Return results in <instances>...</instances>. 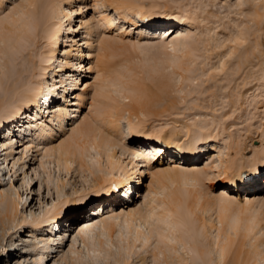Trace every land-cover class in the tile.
Returning a JSON list of instances; mask_svg holds the SVG:
<instances>
[{
  "label": "rangeland",
  "instance_id": "obj_1",
  "mask_svg": "<svg viewBox=\"0 0 264 264\" xmlns=\"http://www.w3.org/2000/svg\"><path fill=\"white\" fill-rule=\"evenodd\" d=\"M142 1L141 5L145 4L146 7L154 5L153 10H147L145 16L149 20L142 22L138 16L132 14L129 15L128 19L122 18L113 7H108L109 5L103 0L70 1L74 8L81 9V11L78 12L80 14L74 15L71 26H65V33L63 32V37L61 36L60 45L57 48L56 58L58 60L55 66H59L60 62L64 63L65 60L70 64L62 71H57L59 74L56 73V76L53 75L54 79L59 81L62 74L66 82L57 89V96L52 101L51 106L55 105L67 110L70 118L67 116L63 126L78 119L80 113L87 112L90 102L88 97L86 96L83 102L78 105L75 96L82 93L86 84L97 83L98 80H93L94 78L97 79V76L101 74L104 75L100 69L103 64L99 63L96 56L98 52L96 48L99 46L101 49L104 44L109 43L113 46L128 47V49L133 44L148 48L158 47L159 50H154L155 58L149 55V59L146 56L148 60L143 57L140 58L137 52H129V54L125 53V55L109 58L107 56L111 52L106 51L105 53L104 62L113 63L120 68H118L120 75L122 73V76H126L124 77L125 80L123 79L126 86L122 85L124 84L123 81L122 83L115 81L119 94L116 93L113 82L107 89L109 91L108 97L116 101V106L118 105V110H120L118 112L122 118L117 121L120 129L125 130L128 123L132 122L135 124L142 123L145 134L146 132L148 134L151 129L162 130L158 141L166 138L164 140L172 146L163 148L166 150L163 151L165 153L159 155L157 159H150L149 166L152 168L156 166L165 168L170 165L177 167V169H201L206 163H209V159L216 158L215 151L206 150L210 149L211 145L219 147L222 160L234 159L242 166L237 185L228 183L224 185L222 178L216 177L215 165L217 163L213 162L208 164V167L203 168V176L198 182L187 180L188 182L183 183L180 188L174 189L173 187V190H182L181 187L184 186L183 191L180 190L184 196L193 195L192 197H195L196 195L197 197L200 194L201 198L206 196L208 199L218 198L221 195L231 202V209L240 214L234 212L237 214V218L239 216V220L245 216L247 218L249 209L254 207L252 209L256 210L259 206L254 201L264 199V161L259 160L264 156V153L260 157H257L256 154L264 143L260 137L264 130V0H153V4L146 0ZM0 2V25L19 30L25 24V33L32 35L31 38L21 39V42L18 41V45L16 44L14 48L10 49L7 40L0 34V101L14 102L11 96L12 90L16 91L29 83L52 82L51 71L47 75H41L42 71L40 70L43 68L40 60L44 57L43 55H46L48 49V43L43 37L44 26L40 25L38 28L28 26L27 28L28 12L34 11V14H38L44 10V1L41 0L39 4L30 7V9L27 6L29 0H0ZM105 13L108 14L109 23L102 20V15ZM184 15L193 19L191 29L183 27L184 25L188 26L183 21ZM87 19H91L89 24L93 28L95 36L93 34V36H89L90 33H87V29L80 27L81 22ZM55 22L56 20H53L51 23ZM182 27L185 31L182 32V38L177 40V51H175L166 43L170 42L171 39L173 40L176 37L175 31ZM140 29L148 32H146L147 37L137 39L136 33ZM167 29L174 31L169 37L166 36L171 31H165ZM67 34L74 41H67ZM85 41H91V47L83 44ZM185 43L189 46L187 51L183 50L185 46L182 45ZM145 44L146 46H144ZM70 45L74 46L69 47ZM162 45L166 48H162ZM70 49L69 55L64 53L65 50ZM182 50L183 52H181ZM165 53L166 56H164ZM160 56L163 60L168 59V61L174 60L175 62L176 58L180 56L178 60H182V68L178 70L176 67L172 68L168 65L166 67ZM89 67L91 68L88 69ZM117 67H115L116 72ZM165 67L166 69L162 71V68ZM152 69L153 72L151 73ZM160 81L165 82L166 85L161 84ZM71 84L72 86H70ZM66 86H70L68 88L72 91L69 97L65 96L68 91ZM123 86L126 89H128L127 87L139 86L140 89H145L146 94L137 100L131 93V98L122 100ZM256 86L262 87V90L254 91ZM147 102L152 104L153 108L151 107V109L154 112L148 113L146 111L147 113L143 112L145 116H142L139 112L144 111L143 108ZM25 109L23 112L26 114L23 113L21 118L31 113L34 107ZM161 109H164L165 112ZM90 113L86 116L89 121L93 119V115ZM29 120L17 118L4 124L6 127L4 125L0 127V144L5 145L4 148L0 146L2 174H6L5 177L9 178L10 170L16 172V175L11 178V184L6 179L1 185L2 187L0 186V194L15 195L19 192L26 201V204L20 207V212L13 221L14 223L10 222L8 226L6 225L8 228L19 224L26 217L31 219V217L36 216L41 222H44L42 226L37 228L29 225L21 231L13 229L11 236L5 235L4 224L0 223V247L7 246V250L9 249L7 255H0V264H126L127 262V264H178L182 262L201 264L194 258L190 249L186 248L187 246L184 245V248L179 243L174 242L170 229L166 226L160 229L162 235L167 238L166 244L163 245L165 256L157 253L158 248L153 240L144 246L143 241L151 228H158L154 217L149 224L143 222L140 224L136 221L138 224L133 222V225L130 226L122 218L123 216L121 219H119L120 216H114L113 218L117 217L119 221L112 218L108 222L116 224V228H121V231L117 229L119 236L116 235L117 237L108 240L107 235L101 231L103 225L108 222H99L102 224L97 223L92 229L86 230L82 235L79 234L70 250V238L75 233L72 230L77 229V227L73 228L74 225L82 218L85 219L93 214L91 210L96 206L112 205L114 209L118 208V210L123 206L125 209L127 205L129 208L138 206L146 213L154 208V214H159L165 208V205L161 206L159 202L162 199V203L164 197L167 196L164 193L167 189L170 190L167 191L168 193L174 191L170 186L171 188L167 187L161 195V190L157 191L156 185L150 184L149 172L152 169L147 170L146 167L148 166L139 164L142 165L145 173L140 179L131 182L132 194L129 195L128 199H121L119 196L124 194L125 189H119V191L117 189L112 194L113 196L103 193L97 198L92 191L96 179L107 175V164L110 161L127 164L131 158L133 163L141 160L139 156L135 157L134 155L140 154L144 146H149L150 143L155 144L154 137H145L146 135L141 134L136 139L125 141L124 147L120 148L121 144L118 143L102 154H99L96 148L90 147L82 158L84 168H80L78 163L73 164L72 162H68L67 165L61 162L59 165L55 157L56 154L52 152H47L43 156L39 155L41 147L57 145L63 128L60 130L56 121L49 123L47 132L53 134L52 138H47L38 144V140L33 139L30 136L31 133L27 131ZM15 121L20 125L23 124V121L26 123L24 125H26L27 136H25L26 139L24 138L22 147H15L11 150L6 148L9 138L3 137L5 136L3 130L14 127ZM96 124L102 133H108L109 128L104 122L97 121ZM68 128L69 126H66L65 129ZM170 133L173 134L171 138L167 136ZM194 133L202 136L203 141L200 142V145L196 144L195 156L193 155V157L192 155L188 156V152L185 150L190 146L186 139ZM192 145L194 147V144ZM23 147H27L26 151L28 150L25 151V155L19 152ZM181 151H184L186 155ZM130 156L132 157L130 158ZM128 163L130 164V161ZM243 175L251 178V180L244 182ZM146 191L150 193H146ZM146 194L147 196H145ZM153 194L155 195L153 196ZM204 197L203 199L206 198ZM78 198L86 199V203L82 207H71L69 204ZM153 198L155 204L152 203ZM142 202L144 204L141 207ZM66 203L69 206L64 205ZM201 203L203 205V202ZM149 205H153V207ZM59 208H61L63 216L57 224L58 226L45 222ZM127 210L128 208L125 209V211ZM199 211H197L199 213L198 218L201 217V219H206V222L212 223L213 226L216 225V216L213 211L208 213H204V210L203 213ZM258 217H261L259 218L261 221L255 219L253 229L248 230L240 226L238 230H224V237L226 236L229 244L222 239L220 230L217 231L216 226L207 229V241L205 240L204 244L206 247L210 246L212 264H221L219 247L226 245L229 251V260H236L240 264H264V213ZM53 229L57 233L64 230L62 232L63 246L59 249L53 246L52 252L49 253L50 257L47 259V255H44V247L48 243L46 242L48 234H52L50 232ZM135 230L142 232L143 235L129 250L128 244L131 245L132 241L134 242ZM185 236H188V232ZM20 242L21 247L19 246ZM98 242L102 243L103 252L96 250L95 246L98 245ZM66 243L65 249L61 252ZM14 248L17 249L12 252L11 250ZM20 248L24 250L21 251ZM109 252L110 254H108ZM154 253L157 259L152 258ZM41 257H43L42 260H40Z\"/></svg>",
  "mask_w": 264,
  "mask_h": 264
},
{
  "label": "bare ground",
  "instance_id": "obj_2",
  "mask_svg": "<svg viewBox=\"0 0 264 264\" xmlns=\"http://www.w3.org/2000/svg\"><path fill=\"white\" fill-rule=\"evenodd\" d=\"M40 1L41 0H29V2H27V6L30 9V7H35L37 4H39ZM43 1H44V3H43L44 4L43 5L44 10L38 12V14H36V13L34 14V11L28 12L29 21L27 20V28H28V26H30L31 28H38L40 25L44 26L43 37L46 39V41L48 43V49H47L46 55H43L44 57L41 58V60H40V63L42 64V66L44 68V69L42 68L40 70L42 71L41 75H45V74L47 75L48 72L51 71L50 73H52L51 74L52 82L49 83L48 81L47 82L44 81V82H40V83H36V84L29 83V84L23 85L21 88H19L16 91L12 90L11 96L13 97L12 101H14V102H11V101L3 102L2 100L0 101V113L2 112V115L0 116V127L4 124L10 122V121L17 119V118L30 119L27 123L28 124V128H27L28 130L27 131H29L31 133L30 136L33 139L36 138L38 140V144H40L42 141L47 140V138H52L53 134L48 133L47 129L49 128L48 127L49 123L56 121V123L60 127V130L63 128L61 138H59L60 140L58 141L57 145H55V146L41 147V149L39 150L40 151L39 155L43 156V154H45L47 152L48 153L52 152V153L56 154L55 157L57 158L56 160L59 163V165L61 164V162H63L66 165L68 164V162H72L73 164L78 163V166L80 168H84L83 163H82V161H83L82 158H83L85 152H87L86 150H88V148H90V147L96 148V150H98L99 154H102V153H105L106 151L110 150L114 146H116L118 143L121 144L120 148L122 146L124 147L125 141H128L130 139H136L141 134H143L144 136L146 135L145 137H150V136L154 137L153 139L155 140V144L150 143L149 146H144V148H142L143 150H142V152H140V154L137 153L138 151L136 153L134 152L135 154H138V155H134V156L135 157L139 156V158H141V160L135 161V163H133V161L131 160L132 159L131 157L133 156L132 155V156H130L131 159H129L130 164L128 163L129 161H127V164L126 163L122 164L118 161L117 162L110 161L107 164V167H108V170H107L108 172L106 173L107 175L105 177L96 179L95 187L93 188V191H92L95 193L94 195L97 198L100 197L103 193H105L106 195H109V194L112 195L114 192L117 191V189H118V191H119V189H123V190L125 189L124 194L119 195V196L121 199H128L129 195L131 196V194H132L131 193L132 189L130 186L131 182H133L135 179H140V177H142V175L145 173L144 170L142 169L143 164H144L143 166H148V167H146L147 170L152 169V171L150 170V172H149L150 177H151V179L149 180L150 184L153 183L154 185H156L155 186L156 190L157 191L161 190V193H162L161 195H163L162 191H164L167 187L172 186V191H174L173 187H174V189H178V188H180V186L183 183H186L187 180L188 181L191 180L193 182H198L201 179V177L203 176V172H204L203 168L208 167V164H212L213 162L217 163V165H215V167L217 169L216 170L217 171L216 177L222 178V180L224 181L223 182L224 185H227V183L237 185V181L240 180L238 176H241L240 171L242 170L241 169L242 166L240 163H237L236 161H234V159L233 160L232 159L231 160H228V159L222 160L221 150L219 147L212 146L210 144L211 148L208 150L205 149L206 151H212V152L215 151L216 152V158L215 159H213V158L209 159V163L208 164L206 163L201 169H195V170L177 169V167L176 168L174 166L171 167L170 165L166 166L165 168H161V167H157V166L152 168L151 166H149L150 165V159H152V160L157 159V157L159 155L161 156L160 153L165 151V150H163V146L168 147L169 145H171L169 142L164 140L166 138L160 139L158 141L159 135L162 133V130L155 131L154 129L150 128L151 130L149 131V133L147 134V132H146V134H145L142 123H136L135 124V123L130 122V120H129L130 123H128V126L125 130L120 129V126L117 123V121L120 118H122L119 116L120 110H118V105L116 106V101L112 100L108 97L109 91L107 89L109 88V85H111V82H113V84L115 85V90L117 91L118 86H116L117 83L115 84V81L122 83L124 77H126V76H124V75L122 76V73L120 75V73H119L120 68L115 66L113 63H108L106 61L104 62L103 58L106 56L105 53H106V51H109L113 55L112 56L110 54L107 56V58L117 57V56H121L123 54L125 55V53L129 54V52H133V53L137 52V54L140 55V58L141 57L146 58V56L148 57L149 55L150 56L152 55V57H154V55H153V54H155L154 50L158 49V47L155 48L156 46L152 47V48H148V47L134 46V44H133L132 47L131 46L129 47L131 49V51H130V49H128L127 46H126L127 48H125V47H119L117 45L113 46L112 44L106 43V45L104 44L101 47V49H100V46L98 48H96L97 49L96 51H98L97 55H96L97 60H99V63L103 64L100 69H101V72L104 73V75L101 74V75L97 76V79L94 78L93 80H98L97 83L86 84L82 93L75 96L77 98V101H78L77 104L78 105H80V103L83 102V100L86 98V96L88 97L90 102L88 103L87 112H84L82 114L80 113V116L78 117V119L73 120L71 124L66 125V126H69V128L65 129L66 126H63V124L65 123L67 116L69 117V115L67 114V110L64 108H63L64 109L63 110L59 106H57V107L55 105L51 106L50 104H53L52 101L57 96V93H56L57 89L61 88L62 85L66 82V80L63 79L62 74L60 76L59 81L55 80L53 75L58 73L57 71H62L65 67H69L70 63L65 60L64 63L60 62L59 66L58 65L55 66V63L58 60V58H56V52H57V48L60 45L61 36L63 35V32L65 33V30H66L65 26L66 27L71 26L74 15L80 14L78 12H80L81 9L74 8L72 6L73 3L71 4V2H70L71 0H43ZM103 1L109 5L108 7H110V6L113 7L116 10L115 12H118L122 16V18L128 19L129 15L132 14V15L138 16L140 18L141 22L149 20L148 18L145 17L147 15V10H153V8H154V5H150L149 7H146L145 4L141 5L143 2L142 0H103ZM146 1H149L150 3L153 2V0H146ZM0 6H1V2H0ZM105 14H107V13H105ZM105 14L102 15V20L109 23L108 14L107 15H105ZM183 18H182L183 21L186 22V24H188V26L184 25L183 27H188L189 29H191L190 27L193 25V21H192L193 19L190 16L186 17V15H184ZM53 20H56V22L51 23ZM90 20L91 19H87L85 21L83 20L80 24V27L84 28L85 30L87 29V31H88L87 33H90L89 36H91L94 33V30H92L93 28H91L90 24H89ZM67 22H68V24L66 25ZM150 23H151V21H150ZM24 25H22L21 28L19 27L20 28L19 30L10 29L11 27L9 28V26L5 27L3 25H0V34L3 35V38L7 40L8 47L10 49L14 48L16 44L18 45V41H20L21 39L29 38V37L31 38V36H32L31 34L28 35L25 33L26 30L24 31V29H25L26 25L25 26ZM12 26H13V24H12ZM183 27L180 30L175 31L176 37L173 40L171 39L170 42L166 43V45L170 46V48H173V50H175V51H177L176 50V47L178 44L177 40H180V38H182V32L184 30ZM186 30H187V28H186ZM165 31L168 32V31H171V29H167ZM146 32L147 31H145V30L143 31L142 29L137 31V33H136L137 39H142L143 37L145 38V36L147 37L148 32L147 33ZM173 33H174V31H171L169 36H171ZM240 34L242 35V33H240ZM68 36L69 35L67 34V37H66L67 41L68 40H70V42L74 41L73 39H70ZM236 40H239V39H236ZM24 41H25V39H24ZM70 42H67V43L70 44ZM83 44H85L87 47H91V41H85ZM107 44H109V45H107ZM163 45H162V48H166V46H163ZM71 46H74V45H70L69 47H71ZM144 46H146V44ZM182 46H185V49L183 48L184 51H187L189 49V46L187 43L183 44ZM160 49H161V47H160ZM183 50L181 52H183ZM70 52H71V49L64 51L65 54H68ZM157 54H159V53H157ZM83 55H81V56H83ZM130 55H131V53H130ZM164 56H166V53ZM160 58H162V56H160ZM178 58H180V56L176 58L177 59L176 62L174 60L168 61V59L163 60V58H162V62L166 64V67L168 65V66H171L172 68L176 67V69L179 70L182 68L183 62H182V60L181 61L178 60ZM148 59H149V57H148ZM147 60H145V61H147ZM150 65H151V63H150ZM115 67H117V72L115 71ZM166 67L162 68V71L164 69H166ZM90 68L91 67H89L88 69H90ZM153 69H152L151 73L153 72ZM148 71H150L149 68H148ZM154 72H155V69H154ZM160 82H161V84L166 85L165 82H163V81H160ZM123 83H124V81H123ZM58 84H60V85H58ZM122 85L126 86L125 83ZM70 86H72V84ZM70 86H68V87L70 88ZM127 88L128 89H126L124 86L122 87V92H123L122 96H121L122 100L123 99L127 100V99L131 98V96H132L131 93H133V95L136 97L137 100H139L141 97H144L146 94L145 89L142 90L139 88V86L138 87L137 86L136 87H127ZM255 90L258 92V90H262V87L256 86L254 91ZM89 91H90V93H89ZM87 92H88V94H87ZM13 93H15V94H13ZM116 93L119 94L118 91ZM8 100H9V98H8ZM31 106L34 107V109L36 110L35 113H34V109H32L31 113H28V115L24 116V118L23 117L21 118V115L24 113L23 112L24 109L31 107ZM9 107H10V109L7 110ZM43 107H45V108L43 109ZM151 107H152V104L147 102L145 104V108H143L144 111H140L139 113L142 116H145L143 114V112H146V111L148 113H151L152 111L154 112V110H152ZM51 109H53V111H51ZM161 110H163V112H165L164 109H161ZM89 112H91L93 115L92 116L93 119L91 121L86 119V116ZM163 112H161V113H163ZM33 113H34V117H33L34 120L31 121V117H32ZM24 114H26V113H24ZM144 119H146V118H144ZM97 121L102 122V123L104 122L107 125V127L109 128V131L107 130L108 133L104 134L98 129V127L96 126ZM15 123H16V121H15ZM22 123H23L22 125L16 123V125H14V127H11V128L7 127L8 129L3 130L5 132L4 133L5 136H3V137H7V139L9 138V140H8L9 143H6L7 144L6 148L8 147L11 150H13V148H15V147L16 148L22 147V145L26 139L25 136H27V134H26L27 131L25 128L26 125H24L26 123L24 121ZM50 125H52V124H50ZM1 131H2V129H1ZM197 131H199V130H197ZM13 132L17 134L16 137L14 136ZM188 134H189V131H188ZM172 135L173 134L170 133V135H167V136H169L171 138ZM17 137H19L18 142L16 141ZM201 137L198 133H194L191 136H189L188 139H186V142L190 143V146L187 149L185 148L186 149L185 151L188 152V156L189 155L195 156L196 144L200 145V142L203 141V138H201ZM260 137L264 141V130H263V133L260 135ZM13 139H15V140H13ZM10 140H13V141H10ZM14 141H15V145H12L14 143ZM192 144H194V147ZM0 146H1V148L2 147L4 148L5 145L0 144ZM118 147H119V145H118ZM26 148L27 147H25V148L23 147V149H21L19 152L25 155V153L28 151V150L26 151ZM128 150H130V149H128ZM11 152H13V151H11ZM16 152H17V150H16ZM126 152H127V150H126ZM181 152H183L186 155V153L184 151H181ZM134 153H132V154H134ZM263 153H264V143L260 147L259 151L256 152L257 157H260V155H263ZM21 158H23V157H21ZM259 160L264 161V156H262V158ZM139 164H142V165H139ZM2 172L3 171L0 168V186L3 185V183L5 182L6 179H8V181H9L8 183L11 184V178H12V176L16 175V172H11V170H10L8 173L9 178H6L5 177L6 174H2ZM138 181H140V180H138ZM7 184H4V185H7ZM140 184H141V182H140ZM147 186H146V188H147ZM181 188L184 189L185 187L182 186ZM183 189L182 190L180 189V190L183 191ZM168 190L169 189H167L166 193H164L165 195L167 194V196L164 197L163 202L161 203L162 199L159 201L161 206L165 205V208L161 207L163 209H162V212H160L159 214H157V213L154 214V212H153L154 208H153V210L151 209L152 211L149 210L146 213L142 210V208H138V206L136 208H129V205H127L125 207V209L128 208L127 211H125V209H123L124 206L120 207L119 210H118V208L114 209L112 205L96 206L95 208H93L91 210V213L93 212V214H90V216L85 218V219L82 218V220H79L74 225L73 228L77 227V229L72 230V232H75V233L72 236V238H70V248L69 249L71 250L73 248L74 243L76 241L75 239L79 236V234L82 235L86 230L92 229V227L95 224H97V223L100 224L99 222H104V223L108 222V220L109 219L111 220L114 216H120L119 219H121V217L123 216L122 218L130 226L133 225V222L137 223L136 221H138L140 224L142 222L149 224L150 220L152 221V218L154 217L156 220V224L158 225V228H155V227L151 228L149 234L146 235L145 240L143 241L144 246L148 245L153 240L155 242L156 247L158 248L157 253L164 255L165 254V248L163 245L166 244L167 238L162 235V233L160 232V229L162 227L166 226V227H169L170 233L173 236L174 242L179 243L184 248H185V246H187L186 248L190 249L194 258L197 261H199L201 264H212V262L210 260V251H209L210 246H208L209 247V249H208V247H206L204 244L207 241L206 235H207V229L208 228H214L216 226L215 228H217V231L220 230L222 232L221 233L219 231V233L222 236L220 234L219 235L221 237H223L222 239L224 241H226V243H228L226 236L224 237L225 234H223L224 230H226V231L227 230H229V231L230 230H238L240 228V226H243V228L245 227V229H248V230L253 229L252 227L255 224V219H258V221H261V220H259V218H261V217H258V215L264 213V205H263L264 199L263 198L260 201H257V200L254 201L255 203H257L259 205L256 210L252 209V208H254V207H252L248 211L247 218H245L246 217L245 216L242 218V220H241V218L239 220V216L237 218L238 213L233 211L230 207L231 202L228 199H225L224 197H222L221 195H219L220 196V197H218L219 199L218 198H213V199L209 198L208 199L206 196H205L206 198L204 196H202V198H201L200 194L197 195V197H196V195H195V197H192L193 195L192 196L191 195L190 196L189 195L184 196V194H182L180 192V190H176V191L170 192V193L167 192ZM147 191H146V193H150ZM155 194H153V196ZM190 194H191V192H190ZM145 196H147V194ZM150 197H151V195H150ZM203 197L205 199H203ZM154 198L152 200L153 202L151 201L153 204H155ZM143 202L141 204V207L144 204ZM201 202H203V205ZM85 203H86V199L78 198L77 200H73L71 202V204H69V205L71 207H82ZM25 204H26V201H24V197L19 192L16 193L15 195H11V194L10 195L9 194L1 195L0 194V207H1L0 223L4 224L3 225V231L5 232L6 236H11V232L13 229H18V231H21L25 226L28 227L30 225V226L37 228V227H40L43 225L44 221L41 222L38 217L33 216L31 214L33 216V218L30 215L31 219L26 217L23 220H21L19 222V224H16L14 226H10L9 228L7 227L8 224L10 222H13L15 220V218L17 217L18 212H20L19 211L20 207L24 206ZM64 205H68V203H66ZM199 205H200V207L202 205V207L200 208ZM151 206L153 207V205H151ZM154 207H156V206H154ZM61 208H59V210H57L56 212H54V214L49 216L45 222H47L50 225H54L57 227L58 226L57 224H59V222L62 219L61 217L63 216V212H61ZM198 209L202 210V211H199ZM203 210H204V213L205 212L208 213L209 211L214 212V214L216 216L215 218L217 221V222H215L216 225L214 224L215 226H213L212 223L206 222L207 221L206 219H201V217L198 218L199 213L197 211H199L200 213L201 212L203 213ZM252 210H254V212H252ZM116 211H119V212H116ZM234 212L237 214H235ZM37 215H38V213H37ZM238 215H240V214H238ZM261 216L263 217V215H261ZM115 218L117 219V217H115ZM115 218H113V219H115ZM119 219H117V220L119 221ZM114 221H116V220H114ZM210 222H211V220H210ZM256 222H257V220H256ZM239 223H240V225H239ZM115 225L116 224H112V223L108 222L105 225H103V228H101V231H103L107 235L106 238L108 240H112L114 237L119 236V235H117V231L119 232V230H117V229H120V231H121V228L120 227L116 228L117 225L116 226ZM134 229H135V227H134ZM54 230L55 229H53V231L50 232L52 234H48V239L46 240V242H48V243L44 247V251H45L44 255H47V259L50 257L49 253L52 252L53 246H55L58 249L61 247V246L57 245L56 242L57 241L60 242V239L62 241V238H63L62 232L64 230H62L60 232L58 231V233L55 232ZM187 232H188L189 237L185 236ZM102 235H104V234H102ZM142 235H143L142 232L135 230L134 242L132 241L131 245L128 244L129 250H131L133 248L135 242L140 240ZM225 238H226V240H225ZM228 241H231V240H228ZM68 242H69V239H68ZM101 244L102 243L98 242V245L95 246L96 250L99 252H101V251L103 252V250H102L103 246ZM21 245L22 244L20 242L19 246L21 247ZM66 245H67V243L64 245V248L62 249L61 252H63ZM17 248H14V250H11V251L12 252L16 251ZM105 249H104V252H106ZM8 250H7V246L0 247V255L1 256L7 255L9 253ZM20 250L23 251L24 249L20 248ZM108 254H110V252ZM228 254H229V251H228L227 245L219 247V260H220L221 264H240L236 260H229ZM156 257L157 256L154 253L152 258L157 259ZM42 259H43V257L40 258V260H42ZM123 262H125V261H123ZM178 264H185V262L178 263Z\"/></svg>",
  "mask_w": 264,
  "mask_h": 264
}]
</instances>
